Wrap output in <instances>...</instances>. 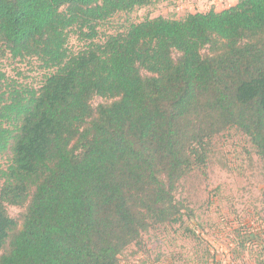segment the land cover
<instances>
[{
    "label": "trees",
    "instance_id": "obj_1",
    "mask_svg": "<svg viewBox=\"0 0 264 264\" xmlns=\"http://www.w3.org/2000/svg\"><path fill=\"white\" fill-rule=\"evenodd\" d=\"M158 1L0 0V66L44 71L34 86L0 68V264H116L182 222L175 192L214 136L238 129L264 157V0L101 34Z\"/></svg>",
    "mask_w": 264,
    "mask_h": 264
},
{
    "label": "rangeland",
    "instance_id": "obj_2",
    "mask_svg": "<svg viewBox=\"0 0 264 264\" xmlns=\"http://www.w3.org/2000/svg\"><path fill=\"white\" fill-rule=\"evenodd\" d=\"M233 0H160L131 12H119L99 27L101 34L123 31L149 16L180 18L188 12L220 10ZM82 46L72 34L69 47ZM38 62L5 58L7 75L38 86ZM18 72L21 74L18 75ZM94 96L93 106L103 102ZM3 160L0 159V164ZM182 222L155 225L130 245L116 264H264V157L241 131L229 128L211 140L207 166L183 178L175 192ZM19 218L22 209L8 206Z\"/></svg>",
    "mask_w": 264,
    "mask_h": 264
},
{
    "label": "crops",
    "instance_id": "obj_3",
    "mask_svg": "<svg viewBox=\"0 0 264 264\" xmlns=\"http://www.w3.org/2000/svg\"><path fill=\"white\" fill-rule=\"evenodd\" d=\"M236 1H237V0H233V2H231L228 6L235 4ZM228 6H226V7H228ZM226 7H223L222 9H224V8H226ZM222 9H220V10H222ZM215 10H217V9H215Z\"/></svg>",
    "mask_w": 264,
    "mask_h": 264
}]
</instances>
